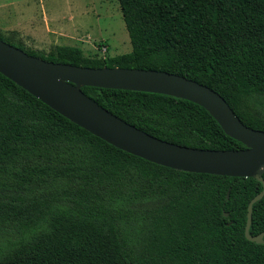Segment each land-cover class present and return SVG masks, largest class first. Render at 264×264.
Listing matches in <instances>:
<instances>
[{"label":"trees","instance_id":"1","mask_svg":"<svg viewBox=\"0 0 264 264\" xmlns=\"http://www.w3.org/2000/svg\"><path fill=\"white\" fill-rule=\"evenodd\" d=\"M118 2L131 53L99 59L59 46L44 54L0 39L50 62L186 77L264 131V0ZM82 90L161 140L245 148L188 100ZM262 190L254 178L178 171L120 150L0 73V264H264V244L245 237L248 204ZM262 232L264 198L250 229Z\"/></svg>","mask_w":264,"mask_h":264},{"label":"water","instance_id":"2","mask_svg":"<svg viewBox=\"0 0 264 264\" xmlns=\"http://www.w3.org/2000/svg\"><path fill=\"white\" fill-rule=\"evenodd\" d=\"M0 73L91 134L129 154L178 171L254 178L263 190L248 204L245 237L264 244V232L250 233L253 206L264 198V131L246 126L216 91L168 72L89 68L50 62L0 39ZM84 87L171 96L206 109L224 132L242 143L238 150L180 146L156 138L109 112L83 92ZM229 213H225L228 217Z\"/></svg>","mask_w":264,"mask_h":264},{"label":"rangeland","instance_id":"3","mask_svg":"<svg viewBox=\"0 0 264 264\" xmlns=\"http://www.w3.org/2000/svg\"><path fill=\"white\" fill-rule=\"evenodd\" d=\"M0 37L44 54L59 46L99 59L133 51L118 0H0Z\"/></svg>","mask_w":264,"mask_h":264},{"label":"built area","instance_id":"4","mask_svg":"<svg viewBox=\"0 0 264 264\" xmlns=\"http://www.w3.org/2000/svg\"><path fill=\"white\" fill-rule=\"evenodd\" d=\"M106 50H105V48H104V52H105Z\"/></svg>","mask_w":264,"mask_h":264}]
</instances>
